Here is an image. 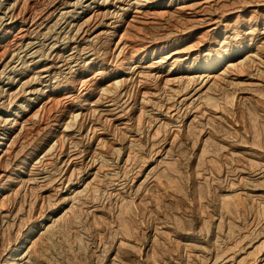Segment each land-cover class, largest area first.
Masks as SVG:
<instances>
[{
    "label": "rangeland",
    "instance_id": "rangeland-1",
    "mask_svg": "<svg viewBox=\"0 0 264 264\" xmlns=\"http://www.w3.org/2000/svg\"><path fill=\"white\" fill-rule=\"evenodd\" d=\"M0 264H264V0H0Z\"/></svg>",
    "mask_w": 264,
    "mask_h": 264
}]
</instances>
